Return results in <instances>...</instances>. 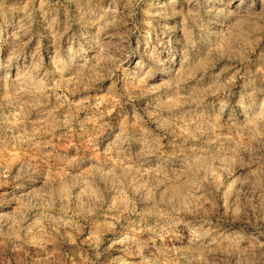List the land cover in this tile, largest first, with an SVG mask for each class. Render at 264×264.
I'll return each mask as SVG.
<instances>
[{
    "label": "rangeland",
    "instance_id": "rangeland-1",
    "mask_svg": "<svg viewBox=\"0 0 264 264\" xmlns=\"http://www.w3.org/2000/svg\"><path fill=\"white\" fill-rule=\"evenodd\" d=\"M0 264H264V0H0Z\"/></svg>",
    "mask_w": 264,
    "mask_h": 264
}]
</instances>
